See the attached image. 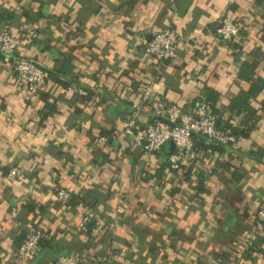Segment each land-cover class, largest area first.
Segmentation results:
<instances>
[{
    "label": "crops",
    "instance_id": "crops-1",
    "mask_svg": "<svg viewBox=\"0 0 264 264\" xmlns=\"http://www.w3.org/2000/svg\"><path fill=\"white\" fill-rule=\"evenodd\" d=\"M0 13V29L22 34L18 53L51 71L44 93L56 107L44 116L42 93L26 101L0 52V253L7 264H51L69 252L80 264H242L239 253L246 264H264V231L254 229L256 202L264 197V90L251 101L259 109L251 137L235 151L194 148L182 163L190 181L177 182L168 169L171 141L147 162L125 132L129 119L146 123L155 111L151 104L146 115L131 107L155 74L157 59L144 49L153 28L171 26L181 37L177 57L162 62L154 85L159 105L188 110L211 91L227 105L250 86L239 70L255 54L264 78V0H0ZM225 13L242 24L243 51L215 33ZM69 82L91 98L69 92ZM222 111L242 126L246 111ZM10 164L22 177L7 176ZM201 173L206 190L197 188ZM60 186L77 200L60 204ZM89 206L95 215L82 230ZM34 227L47 232V244L14 262Z\"/></svg>",
    "mask_w": 264,
    "mask_h": 264
},
{
    "label": "built area",
    "instance_id": "built-area-1",
    "mask_svg": "<svg viewBox=\"0 0 264 264\" xmlns=\"http://www.w3.org/2000/svg\"><path fill=\"white\" fill-rule=\"evenodd\" d=\"M241 32L242 24L230 13H225L217 19L215 33L233 51H243V47L237 44L241 39ZM150 33L151 38L145 42L144 49L149 55H153L157 59L153 67L155 74L149 77L143 84L140 99L131 103V107L137 113L146 115L144 106L151 104L155 110L151 117L153 115H161L168 118L175 125L156 118L146 123H138L131 118L125 123V132L127 135H132L137 139L147 162H150L155 154H160L167 142L173 141L175 147L168 157V169L173 173L177 182H180L183 177L182 163L184 158L192 155L194 151V133L203 135L206 141L211 144H236L239 138L231 130H224L217 126L219 114L215 112L213 103L207 99H200L188 110H185L179 103L167 105L156 103L154 85L161 71L162 62L177 57L181 37L177 30L171 26L153 28ZM25 35L30 37V39L34 38V29H27ZM21 43L22 34H17L10 26L5 25L0 29V51L5 54V60L15 75L18 85L24 89V99L31 101L33 96L49 90L50 85L53 83V78L51 71L44 68L39 62L18 53ZM67 90L81 96L89 94L87 88L79 86L74 82L67 86ZM101 139H105V137ZM22 175L23 170L20 166L15 164L9 165L7 171L9 178L17 180ZM73 195L71 190L60 186L56 192V200L62 205H67L70 203ZM94 215L93 209L90 206L87 207L79 228L86 230ZM254 229L256 232L264 231V197L259 198L256 202ZM48 238L47 232L42 228L34 227L30 229L14 253L13 261L18 263L35 257L42 248V241ZM242 258V253H239V262L246 264L245 261H242ZM232 263L234 264L235 260L229 264ZM0 264H7L1 253ZM51 264H80V258L73 252L65 253L59 255Z\"/></svg>",
    "mask_w": 264,
    "mask_h": 264
},
{
    "label": "trees",
    "instance_id": "trees-1",
    "mask_svg": "<svg viewBox=\"0 0 264 264\" xmlns=\"http://www.w3.org/2000/svg\"><path fill=\"white\" fill-rule=\"evenodd\" d=\"M3 16L0 13V19H2ZM8 18V16H7ZM255 59L253 61H248L245 60L243 65L241 66L239 70V78L250 82V86L247 89H242L240 93L230 99L229 103L227 105H222L221 103V93L217 91H211L209 95L206 96L208 101L213 103L214 105V110L219 114L218 121H217V126L221 129H229L233 134H235L239 140L242 138H250L253 129L256 127V123L259 119V114L256 107H254L251 103L252 99L257 98V96L264 90V78L256 74V68L257 65L259 64L260 56L255 54ZM53 77V75L51 74ZM70 83H67L66 86H68ZM92 96L91 92L89 91V94L86 96H83L85 100L90 99ZM42 98L45 100L46 103V112L44 114L47 115L49 111H54L56 109L55 104L49 103L47 99V94L42 93ZM199 101V100H198ZM222 106L227 107L231 112H240L242 110L246 111V118L243 121L242 126L241 125H233L230 121V119H223V111H222ZM260 110L264 113V99L261 102V107ZM151 121L154 120V117L150 118ZM193 139H194V148H207V147H212V148H218L221 150H232L235 151L236 149L233 147L235 144H221V143H216V144H211L208 145L205 137L201 134L194 133L193 134ZM190 174H191V169H187L183 167V179L190 181ZM207 179V175L205 173L200 174L199 178V183L197 185V188L199 190H206L205 187V180ZM178 189L175 188L171 191V194H174ZM77 200V196L73 195V198L71 199L70 202L73 200ZM84 201L87 202V204L91 205L92 207L95 206V204L92 203L93 199L87 195L84 197ZM47 244V239H44L42 241V245ZM72 253V252H69ZM65 254V253H63Z\"/></svg>",
    "mask_w": 264,
    "mask_h": 264
},
{
    "label": "water",
    "instance_id": "water-1",
    "mask_svg": "<svg viewBox=\"0 0 264 264\" xmlns=\"http://www.w3.org/2000/svg\"><path fill=\"white\" fill-rule=\"evenodd\" d=\"M1 53H3L2 51H0ZM4 54V53H3ZM154 118L159 119L163 122L169 123L171 125H175V123L171 122L168 118L161 116V115H153ZM175 147V143L173 141H171Z\"/></svg>",
    "mask_w": 264,
    "mask_h": 264
}]
</instances>
